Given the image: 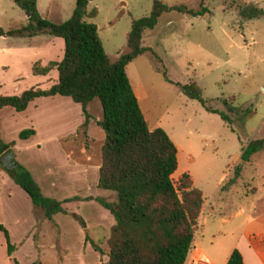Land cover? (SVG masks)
Wrapping results in <instances>:
<instances>
[{
    "label": "rangeland",
    "instance_id": "obj_1",
    "mask_svg": "<svg viewBox=\"0 0 264 264\" xmlns=\"http://www.w3.org/2000/svg\"><path fill=\"white\" fill-rule=\"evenodd\" d=\"M160 1L191 9L199 7V0ZM151 2L87 0L85 10L95 8V14L83 18L95 24L102 48L110 60L126 49L131 19L147 15ZM202 4L206 11L199 15L174 9L162 11L153 27L141 33V45L151 49L154 55L146 51L138 53L125 64V73L138 96L148 128L161 127L175 145L173 185L185 171L202 194L191 245L183 264H198L201 256L207 260L201 251L210 257V264H221L233 248L243 253L246 264H264V144L248 160L239 158L249 139L264 137V0H202ZM247 4L262 8L263 13L252 17L240 15L239 9ZM73 5L74 0H36L40 15L51 21L66 19ZM26 16L12 0H0L1 28L23 24ZM46 36L50 35L42 34L38 38ZM21 40L25 38L0 35L2 88L11 85L18 71L23 76L30 73L25 64L20 68L15 61L13 47L22 44ZM189 81H195L206 104L227 114L229 122L206 110L176 84ZM32 84L24 79L19 86ZM87 103L85 111L89 117L82 127L81 104L74 103L76 111L69 113L67 120L69 126L73 125L78 113L80 122L74 126L75 137L64 140L63 150L51 149L49 142L44 141L39 148H26L25 139L33 138L34 141L42 134L32 137L34 133H31L25 139L18 137L21 129L30 128L29 125L20 126L23 116L19 114L23 110H0V133L13 141L10 152L15 163L27 159L35 176L42 175L58 184L67 182L64 186H69V190L58 192V189L54 195L70 193L56 199H66L68 207L76 204V214L83 221L81 225L73 213H66L58 226L51 221L41 222L42 210L32 205L9 169L0 165L1 172L15 186L10 198L14 220L6 227L14 249L10 255L6 253L0 231V264H30L36 259L42 264H99L106 260V237L113 216L97 198L115 201L116 194L96 185L97 168L93 164L99 161L102 128L97 120L102 114L97 97H93L89 105ZM228 106H234L235 110L230 111ZM96 115L99 118L96 119ZM89 120L93 121V130L87 126ZM75 142L76 147L70 148ZM69 149L74 155L70 157L79 164L85 159L81 149L85 155H90V167L84 179L81 167L71 166L72 158L64 156ZM235 164L239 167L234 173ZM93 184L105 195L91 197V205L84 211V204L79 203L85 202L87 197L73 193L77 187L92 189ZM6 185L0 183L1 189ZM4 194L0 195L1 202L5 201ZM19 194L27 199L26 204Z\"/></svg>",
    "mask_w": 264,
    "mask_h": 264
},
{
    "label": "trees",
    "instance_id": "obj_2",
    "mask_svg": "<svg viewBox=\"0 0 264 264\" xmlns=\"http://www.w3.org/2000/svg\"><path fill=\"white\" fill-rule=\"evenodd\" d=\"M12 1L27 13L26 21L6 29L0 27V35L46 33L60 37L63 47L60 59H49L44 64L35 60L31 64L33 75L55 70V77L49 85L39 87L32 84L18 92H0V108L22 110L36 96L66 95L81 104L84 115L82 127L89 117L85 111L87 101L96 96L101 106L102 117L97 123L104 135L99 149L96 185L113 190L116 200L97 198L113 216L106 237L107 258L99 264H183L191 245L202 194L185 171L180 173L177 184L173 185L171 174L176 167L175 145L161 127L148 128L126 76L125 64L144 51L154 55L151 49L141 45V33L153 27L162 11L174 9L199 15L206 11L202 0H199L197 9L152 0L147 15L131 19L126 33V49L112 60L102 48L95 24L83 18L95 14V8L85 10L87 0H74L69 16L60 21L41 16L36 8V0ZM239 13L252 17L262 14L263 9L247 4L239 9ZM176 84L206 110L217 113L222 120L229 122L227 114L206 104L195 81ZM227 108L235 110L234 106ZM31 133L32 128L21 129L18 137L26 138ZM12 143L0 133V153L10 149ZM263 144L264 137L249 139L239 158L248 160ZM238 167L239 164L234 165V173ZM8 171L32 205L42 210L43 217L50 218L55 212L65 211L63 202L66 199L44 195L21 164L16 163ZM74 216L83 225L82 219L77 214ZM0 231L6 253L10 255L14 245L1 223ZM30 264L42 263L36 259ZM224 264H243L241 253L236 248L231 249Z\"/></svg>",
    "mask_w": 264,
    "mask_h": 264
},
{
    "label": "crops",
    "instance_id": "obj_3",
    "mask_svg": "<svg viewBox=\"0 0 264 264\" xmlns=\"http://www.w3.org/2000/svg\"><path fill=\"white\" fill-rule=\"evenodd\" d=\"M42 34H46V33H38V34L31 35V36H12V37L25 38V40H21L22 44L14 46L13 50H14V56H15L16 64L19 65L20 68H22V64H25L26 68L30 71V73L26 76H23V75H20V72L18 71L19 73L17 72L14 74V77L10 82L11 85H8L7 88H2L0 85V92H18L22 88L27 87V86H19V84L24 79L30 80L31 82H33V85H37V86L41 85L39 87H45V86L49 85L50 82H52V80L55 77V70L54 69H51L46 74H35V75H33L31 73V69H30L32 62L35 60H38L41 64H44L49 59L58 60V59H60V57L62 55V47H63L62 39L60 37L54 36V35L46 36L43 38H38ZM46 35H49V34H46ZM49 78H51V79L49 80ZM133 93H134V95L137 99V102H138V96L136 95V93L134 91H133ZM94 97H96V96H94ZM92 98L88 101L87 105H89V103H91ZM74 103H75V101H73L69 96L59 95V94L45 95V96L40 95V96H36V97L32 98L31 100H29L28 103L26 104V106L24 107V109H22L23 110V112H21L22 114H19V115H22L24 117V118L22 117V120L20 123L22 125H20V126L29 125L30 128L33 129L34 136H32V137H35V135H37L38 133H41L42 136H40L39 138H36L34 141H33V138H27V140L25 138H23V139H25L23 142V143H25V147L26 148H32V147L39 148V146L44 141V142H49L48 146L51 149L57 148V149L63 150L62 144L65 143L64 140L67 138H70V137H75L76 127H74V126H76L80 122V117H79L78 113H76V119H75V122L73 123V125L69 126L70 121L67 120L70 116L69 113L74 112V110L77 107L76 104H74ZM94 107H95V105H94ZM3 108H11V107H2V108H0V110ZM101 114H102V111H101ZM98 116L99 115H96V119L99 118ZM87 126L93 130L94 129L93 121L89 120L87 123ZM102 132H103V130H102ZM102 132L99 133V137L101 138V141L103 140V135H104ZM5 140H7V139H5ZM76 145H77V142L72 144L70 146V148L71 147L75 148ZM64 153H65L64 156L67 159L72 158V157H70L71 155L74 156L73 151H71L70 149ZM81 155L83 157H85V159H84L85 161L83 160V162L79 164L78 161H75L72 158L71 159V166L81 167V172H82L81 177H82V179H84L86 174L89 171L90 155L89 154L85 155L83 149H81ZM99 161H100V156H99ZM99 161H97L95 164H93L94 168L98 167ZM20 164L29 171L33 180L36 182V184L38 185V187L40 188L41 192L44 195L59 198L58 196L62 197V196H66V195L70 194L67 192L66 194L62 193L63 195H54L55 194L54 192H56L58 189H59L58 192H60V190H69V186H67V187L64 186V184L67 182L58 184L59 182L55 183L49 179L47 180L42 175H36L35 176L32 173L31 168L29 167L27 159L26 160L22 159L20 161ZM77 175H78V173H77ZM6 181H7V183H6ZM56 181H59V179H57ZM0 183L7 184L5 187L3 186V190L1 189L2 187L0 186V195L3 192L5 193L4 194L5 195V201L1 202V200H0V223L5 228L6 227L8 228V226H9L8 224L14 220V213L11 210L12 209L11 208L12 207L11 202H13V200H10V198H11L12 194H14L13 190H14L15 186H13L14 184H10V181L8 180L7 176L3 172H1V170H0ZM75 190L76 191L75 192L73 191L74 192L73 194H80L83 197H87L85 202L79 201L80 202L79 204H82V205L84 204V206L82 207V208H84L83 209L84 211H85L86 207L91 205L90 204V202L92 201L91 197L96 196L95 194L105 195V193H102V192H99L98 190H96L95 184H93L92 189H84V188L77 187V188H75ZM23 193L25 194V197L29 198L24 191H23ZM58 194H61V193H58ZM19 198L21 200H23V202L26 204V202H27L26 198H23V196L21 194H19ZM13 199H15V198H13ZM66 203H67V201L63 202V206L65 207L64 212H55V213L51 214L50 218L42 217L43 219L41 222L45 223L44 221H51V222H54L55 225H57L59 220L64 219V217L66 216V213L76 214L77 212H76L75 208L77 205L74 204V205H72V207H68L66 205ZM82 215L85 216L83 213H82ZM201 253L203 255H205L207 260L205 258H202V256H201V260L198 261V264H210L211 263L210 257L205 252L201 251ZM241 256H242L243 264H246L243 253H241ZM257 257H258L257 259H259V255ZM225 260L226 259L221 261V264H224Z\"/></svg>",
    "mask_w": 264,
    "mask_h": 264
},
{
    "label": "water",
    "instance_id": "obj_4",
    "mask_svg": "<svg viewBox=\"0 0 264 264\" xmlns=\"http://www.w3.org/2000/svg\"><path fill=\"white\" fill-rule=\"evenodd\" d=\"M0 164L6 169H11L16 166V163L13 159L10 149H5L0 153Z\"/></svg>",
    "mask_w": 264,
    "mask_h": 264
}]
</instances>
